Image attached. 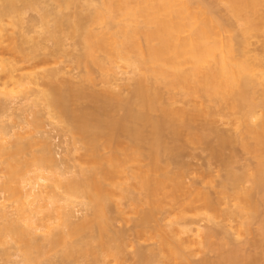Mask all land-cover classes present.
<instances>
[{
  "label": "bare ground",
  "instance_id": "obj_1",
  "mask_svg": "<svg viewBox=\"0 0 264 264\" xmlns=\"http://www.w3.org/2000/svg\"><path fill=\"white\" fill-rule=\"evenodd\" d=\"M84 3L81 0H0V49H4L1 43L5 40L14 44V36L4 23L16 26L23 15V8L19 7L22 4L24 8L41 12L42 35L53 41L56 47H64L65 38L77 41L80 47L77 63L80 66L89 69L96 66L107 72L109 66L121 63L131 70L132 76L128 80L134 83L122 119L114 118L113 114L116 109L123 108V101L121 104L118 101L124 98L120 99L121 95L110 89L106 90L108 93L105 91L108 96L88 94L100 106L78 112L68 105L73 99L83 98L84 91H70L65 96L51 86L46 92L37 94L42 95L40 99L49 112L65 120L67 127L69 125L73 140L82 144L81 149L73 151L78 154L81 150L78 161L75 160L78 162L77 173L75 171L73 178H65L63 182L55 180L54 176L41 175L57 163L49 147L40 157L18 161L27 145H21L16 139L10 150L5 149L2 146L5 138L2 137L8 136L10 131L0 126V158L9 156L0 164V174L7 178L1 189L9 194V200L4 199L5 202L13 200V204L18 205L12 215L9 211L12 205L7 207L0 203V219L8 221L0 228V243L5 237L15 242L22 250L23 264H39L41 257L56 248L63 250L61 261L87 256L94 258L92 264H98L103 262L101 258H116L126 241L112 233L110 207L128 200L135 205L133 212L140 215L137 226L141 230L137 234H146L145 229L150 228L151 237L158 239L159 243L156 252L137 255L140 264H196L193 257L198 249L205 246L215 251L213 247L219 243L221 255L215 264H257L255 258H248L250 253L247 257L240 254L241 243L236 245L237 249L226 250L225 245L231 247L234 244L231 235H225L226 241L221 235L224 239L215 242L216 232L211 227L203 233L206 237H202L203 241L195 240V229L186 223L191 215H207L205 218L209 222H213L216 216L234 218V222L240 217L241 220H237L244 223L241 225L246 226L250 220L252 226L251 219L254 221L259 214V204L264 205V0H98ZM72 10L74 12H70ZM49 17L54 18L52 26L46 21ZM15 71L12 63L0 64V98L14 99L16 89H22V80L15 77ZM7 83L14 88L7 91ZM162 89L187 98L188 103L184 102L183 107L165 103ZM30 96L33 97V93ZM3 99H0V112L5 108ZM209 102L229 110L231 114L227 118L233 117L229 121L233 119L232 126L237 125L236 132L240 129L234 136L231 134L233 137L220 134L217 147L222 149L236 143L255 159L253 169H247L242 175L228 171L229 177L221 183L219 190H215V198L205 186L198 188L186 181L187 170L183 165L171 169L177 164L175 152L184 137L194 142L205 138L202 133L207 126L201 125L202 128L197 129L199 125L196 128L195 123L215 116L214 110L210 111ZM154 113H160L158 117L161 118L154 119ZM167 137L174 143L169 142V145ZM167 154L171 156L163 159ZM34 168L35 171H30ZM27 172L32 175L26 176ZM48 181L63 189L64 196L53 190L48 195L43 185ZM245 181L250 183V188L243 185ZM23 184H28L29 190ZM78 197L88 201L87 209L91 215L75 220L70 200ZM32 200L35 205L37 203L35 207ZM225 200L235 202L236 206L231 212L227 210L226 215L217 211ZM54 203L56 208L49 206ZM208 211L213 214L210 216ZM166 212H170V218L164 225L158 214ZM55 213H58L56 222L61 224L52 227L43 224ZM38 215H42L43 220ZM248 226L246 238L252 230ZM238 228L237 236L246 231L245 227ZM47 229L49 233L46 234ZM87 232L93 234L90 236L92 241L85 238ZM39 233H44L43 237L37 235ZM109 234L121 244L119 250L111 247ZM258 234L264 236V227ZM93 244L100 247L101 253Z\"/></svg>",
  "mask_w": 264,
  "mask_h": 264
},
{
  "label": "rangeland",
  "instance_id": "obj_2",
  "mask_svg": "<svg viewBox=\"0 0 264 264\" xmlns=\"http://www.w3.org/2000/svg\"><path fill=\"white\" fill-rule=\"evenodd\" d=\"M85 1H88V2L93 1L96 3V1L98 0H81L83 5L85 4L84 3ZM19 7L23 8V15L22 17H20L21 18L20 21L18 19L20 24L17 21L16 26L12 27V26H9L7 22L4 23L5 27L9 29L8 31L12 33V36H14V42L12 41L14 44L12 43L10 44L6 40L3 41L4 43H1L3 44L1 46L4 49H0V59H1L0 64H3V62H5V63H12L15 66L16 71L14 72L15 73L14 75L17 79H21L23 83L22 89L18 88V91L21 90V91H24V93L23 92L21 93V91L18 93L16 89L15 95L12 96L14 99H11L10 97L8 101L6 97L5 99H3L4 97L2 96L0 98L1 101L2 99L4 100L3 104L5 105V108L3 106L4 108L2 109L3 111L0 112V126L2 125L4 126L3 128H6L8 131H10L8 136L2 137V139L5 138L4 141L1 139L3 142L2 146L5 149L10 150L12 146V142L16 141V139L21 145L23 146L27 145L25 147L26 148L25 151L23 150L24 152H22V154L18 156V161H21V162L25 160H29L33 156H38V157L42 156L43 150L46 147H49L53 151V154H54V157L57 163H55L54 166L52 165V167L48 168L46 171L41 173V175L48 176V177L54 176L55 180H58L59 182H63L65 178L74 177L73 174L78 169L77 168L78 162H75V160L78 161L79 155H81L80 153L81 150H79L80 152L78 151V154L76 152L75 153L76 155L73 154L74 153L73 151L75 148L81 149L82 144L76 143L73 140V137H74L73 134L69 133L70 132L69 125L67 127L65 120H63L62 118L60 119L59 117H56L55 114L51 113V111L49 112L46 109L47 106L46 104H44L45 102H43L40 99L42 95L40 94L41 95L40 96L37 94L41 92H46L51 86L56 87V89H59L60 92L62 91L64 95L65 93H69L70 91H75V92L84 91L82 92L84 94L83 98L79 97L78 100L73 99V101H71L68 105L71 110L73 111L76 110L78 112L80 110L90 111L96 108L97 106L99 107L100 105L97 104L96 101L94 102V100H92V98H90L89 96L91 95V93H95L98 95L99 94L105 95L108 93L106 90L110 89L112 90L113 93L121 95L120 99L121 97L124 98V100L118 101L120 104L123 101L121 106H123L124 109L122 107L121 108L123 110L121 108H118L116 109L117 112L114 111V114H113L116 117L112 115L114 118L122 119L126 114L125 106H127L128 101L132 96V90H133L134 83L131 80H128L132 76L130 74L131 70L129 68L127 69V67H124L123 64L121 63H118L116 66L115 65L111 67L109 66V70L107 72L102 71L100 68L96 66H91L90 69L84 67L83 65L80 66L77 63V58L79 57V54H80V47L75 39L65 38V42L63 44L64 47H61V48L56 47L53 41L46 40L42 35V33L44 32V28L41 23V19H42L41 12L34 11V10L32 11L28 8H24L22 4H19ZM51 7L52 6H50V9ZM70 12H74V10ZM63 13L65 14L69 12H63ZM46 21L52 26L54 18L49 17L46 19ZM8 83L6 87L7 89H9L7 91H10L14 87L12 85L10 86ZM162 91H163V95H165L164 98H166L165 103L167 104H173L175 107H178V106L180 107V105L184 104V102L188 103L187 98L185 97H183L184 98L183 99L181 96L175 93L170 94V92L166 91V89L165 91L162 89ZM32 93H33V97L30 96V94ZM34 93L37 95V97L36 95H34ZM86 95H88V97ZM27 96H29L27 99L25 100L22 99L23 97L26 98ZM106 96H108V94ZM37 100L39 101L36 102L37 103L36 105L37 107H36L34 106V102ZM187 103H185V106H187ZM208 104L210 105V109H211L209 110L211 112L214 110L213 113L215 114V116L213 117L211 116L212 118L209 117V119L211 120L206 119L205 121L203 119L204 120L203 122V120L201 119L202 121H198V122L196 121L195 123V126L199 125V128H197L196 126L197 129H200V127L202 128V126L204 125L205 127L207 126L206 130H204L205 133L204 132L202 133V136L204 135L203 138L204 137L205 138L204 139L201 138L202 140L200 139L201 141H199L200 142L199 143V142H194L191 140L189 141V139H187L188 137H184L181 140V143L179 142L178 146L179 145L180 146L175 152L176 156L174 157L176 158L175 161L177 162V164L172 165L171 169H174L175 167L177 168L178 165H183L184 168L187 170L186 181H188V183L190 184L192 183L193 185H196V187L198 188L206 187L205 189L207 192H210V196L212 195L211 197L215 198L216 196L215 192H217L215 190L220 188L219 186H221V183L225 182L226 179L229 177L228 176L229 174L227 175L228 171L229 173L232 172L236 175H242L243 173H245V171L253 169L252 167L255 166L254 165L255 159L253 158L251 154H248V152L246 154V151L240 145L236 143H231V145L229 144L228 146H225L222 149H220V146L217 147L218 146L217 143L219 144L220 142L219 140L220 134L226 137L227 136L230 137L231 134L234 136V134L240 131V129L237 128L238 130L236 132L235 127L237 125L232 126L233 119L231 120V122L229 121L230 118H233V117L227 118V116L231 114L229 110L228 112L226 111L227 109H225V107H224L225 109L224 110L222 109L223 106L220 107L217 104L216 106H214V104L212 105V102H209ZM211 105L213 106V108ZM183 106L184 105H182L181 107ZM215 108L216 109L221 108V110L219 109L216 110ZM225 112L227 113L225 114ZM223 113L225 114L224 117H222ZM153 115L152 117L154 119L161 118V117H158L159 115H161L160 113L159 115L157 113H154ZM226 118L228 119V121ZM205 123H207V125ZM168 137H167L168 144L170 145L171 143H174L173 140H170L171 137L169 138V140H168ZM73 141L76 144H74ZM231 146H233V148H231ZM229 148L230 150H228ZM233 149H234V152L232 153ZM212 153L216 154L217 156L213 155ZM218 153H221L222 155L219 156ZM224 155L226 156L225 158L223 157ZM230 155H231V158H233L232 160H230ZM168 156H171V155H168V154L166 156L164 155L163 159H166ZM8 157H9L8 155H4L2 158H0V164L4 160L8 159ZM35 170L36 169L34 168V169H31L30 171H35ZM31 175H32V172H27L26 174V176L28 177ZM6 182H7V178H5V175L0 174V203L7 207L8 206L10 207L12 205L13 207L11 206L12 209L9 208V211H11L12 215H14L17 204H13L12 202L13 200L5 202L4 199L9 200V194L4 193L3 190L1 189V186H3ZM43 185L45 186V189H46L45 191L47 192L48 195L51 192V190H53L57 192L58 194H60L61 196H64L63 189L58 188L55 182L48 181V182L43 183ZM243 185L247 186V189L250 188V183L247 181H245ZM22 186L23 187L25 186L26 190H29V188H27L29 187L28 184H23ZM31 199L32 198L28 200H31ZM28 200H26L27 204H28ZM70 201L72 203L71 208L73 206V211L75 212V218H74L75 220H80L85 216L91 215L90 210L87 209V207L89 206L87 204L88 201L86 199L84 198L80 199V197H78V198H72ZM31 202H33V200ZM225 202L223 201L222 203H220L217 209L218 212H221L224 215H226L227 212H231V210H233L236 207V206L234 207L235 202L233 201L231 202L230 200H227L226 202L227 204ZM48 203L49 202L47 200L46 204ZM32 204H34V202ZM54 204L53 205L49 204V206L52 208L53 207L56 208V204L55 205ZM261 204H259L260 209L258 211L259 214L257 215L258 218L255 217L254 221H252L253 219H251V222L253 223V224L251 223L252 226L249 224L250 220L248 221L246 218L247 220V223H245L246 226L249 225L248 228L252 229L250 231L248 230L249 232H248L247 238L245 237L246 236L245 233H247V229H246V226L241 225L242 221L241 223H239V220H241L240 217L235 218V222L238 221L235 224L234 218L229 220L228 218H226V216L224 217L222 216V218L221 216H216L217 218L213 217L212 220L214 221L209 222V221H206V218H205L207 215L199 214L201 217L200 216L197 217L196 215L193 217V215H191L188 217L189 222L187 221L186 224H188V226L192 227L195 230H197V227L198 228L200 227L198 229L199 231L198 230L193 231L195 233V237H194L195 240L197 238L199 239V241H203L204 240L203 238H206L203 235L205 234V231L207 232L206 229H210L211 227H212L211 230H215L214 232H216V236H214L215 239L213 238L215 242H218V241L220 242L224 238L226 241L227 239L225 235L227 234V237L228 235L229 236L231 235V237H233L235 241L232 246L231 244H229L232 248L229 246L227 247L225 245L227 251L228 249L230 250V249H235V248L237 249L239 247L241 248L243 247L242 250L241 248H239L240 251H242L240 253L241 255L247 257V254L250 253V256L248 258H255L256 262L258 261L257 264L258 263L264 264V250H263L264 249V236L261 237V235L258 234V231H260V228L264 227V216H263L264 211L260 213L262 210H264V205H261ZM36 205L34 204V207ZM199 206H198V209H199ZM110 208H111L110 216L113 217L112 233L113 234L116 233L117 235H120L121 237H123L126 241V246L124 248H121V244L111 239L112 234H109L108 237L112 240L111 247L117 250L121 248L122 252L116 258L112 256L105 258V260L101 258V261L103 262H100L98 264H140V261L138 260V257H137L138 254L140 253L151 254L152 252H156V250L158 249L159 243H158V239L151 237L150 232H149L150 228L145 229L147 230L145 231L146 234H142V235L137 234L141 230V228L137 226L140 215L139 213L133 212V208H135V205L133 206L128 200L127 201L123 200L122 202L120 201V203H117L115 205L111 204ZM208 212L210 216L213 214L210 211ZM168 213L170 212H166L167 215L164 213L158 214V217L160 218V220H162V223L164 222L163 223L164 225L165 223L167 225L168 219L170 218L168 217L170 216ZM57 215L58 213L57 214L55 213L52 219L44 220L43 224L50 225L51 227L61 224V222H58V223L56 222L55 218H57ZM38 218L43 220L42 215H38ZM193 218L195 220H193ZM210 218L207 220H210ZM215 221H218L220 224ZM7 223L8 221L0 219V228L7 225ZM239 224L241 226H239ZM219 225L222 228L229 229V230L224 229L225 231L224 232L223 229L220 228ZM236 227L237 228L241 227L242 229L245 227L246 231L245 232L243 231V234H244L243 237L241 236L243 235L242 233L240 234V236L239 235L237 236V233L239 232L236 233L237 231ZM216 230H218L219 232ZM221 231L224 233V235L223 233H221ZM47 232L49 233L48 229L44 231V233L46 234ZM217 232L218 234H220V236H218ZM44 233H39L37 235H40L41 237H43ZM194 233L192 234L194 235ZM259 233L263 234L261 232ZM92 235L93 234L91 232H87L85 238L89 240L91 239L90 236ZM221 235L224 237L223 239L221 238ZM236 237L238 239H236ZM194 238L191 235V239H194ZM87 239L85 240L88 241ZM95 242L97 241L95 240ZM239 243H241L242 246L237 247L236 245H238ZM255 243L257 244V246H255ZM258 243H261L263 247H260L262 245ZM219 244L215 246L213 245L214 246L213 249L215 251L211 250V247L205 248V246L203 248L205 249V251H203L202 247L200 248L201 251L203 252L199 251L200 249H198V251L196 252L197 254L195 255V257H193V259L195 260V263L196 264L197 263L206 264L207 262H209V264L218 263L220 260L218 258H220L219 256L221 255V254L219 255V252H218ZM92 246L97 250L100 249V247L97 244H93ZM258 246H259V249H258ZM21 251H22L21 248L15 242H13L10 238L5 237V240L2 243H0V264H23L24 258H23V254ZM62 251H63L62 248H56L51 251L49 250L46 256H43L40 258L39 264H48L49 262L50 264H62V263L63 264H66V263L67 264H92L94 261V258L87 257V256L85 257L76 256L75 258L71 260L66 259L67 260V261L65 260L66 262L61 261ZM99 252L101 253V250H99ZM225 253L224 255H228ZM224 255L222 254V256ZM204 260L205 261L207 260V261L205 262ZM251 261L253 262V260Z\"/></svg>",
  "mask_w": 264,
  "mask_h": 264
}]
</instances>
